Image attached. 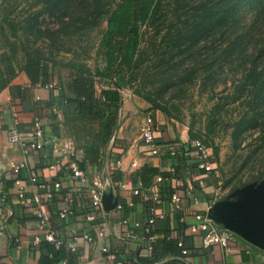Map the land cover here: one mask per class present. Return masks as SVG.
Segmentation results:
<instances>
[{
    "label": "crops",
    "instance_id": "0c3cea01",
    "mask_svg": "<svg viewBox=\"0 0 264 264\" xmlns=\"http://www.w3.org/2000/svg\"><path fill=\"white\" fill-rule=\"evenodd\" d=\"M51 78L57 79L55 74ZM28 85V78L20 72L0 91V111L4 124L0 130V189L7 196L5 202L10 209L5 227L0 225L1 264H44V256L49 254L44 248L46 240L35 215L30 208L21 206L15 199L12 180L14 174L7 165L9 161L22 159L27 160V166L20 170L18 177L27 195H42L39 196L40 201L50 211V225L61 241L59 246L63 249L62 258L67 259L68 264H116L119 260L122 264H264V250L239 236L233 249L226 251L218 244L204 247L201 232L192 230L191 227L195 225L194 213L205 211L215 200L223 198H218L211 183L214 175L197 167L186 127H179L172 119L165 120L157 111H147L161 125L155 137L156 145L161 148L160 153L149 154L150 146L142 139L126 141L120 136V129H117L118 134L105 150L107 157L104 159V165L97 168L85 160L83 150L67 134L68 129L62 123V113L34 103L46 102L51 89L36 85L29 90L30 97L23 101L19 97V91ZM54 112L58 120L56 124L52 121ZM35 117L41 120L48 134L56 135L61 143L75 145V155L84 164L88 183L71 176L68 168L71 158H67L55 168H49L53 155L48 147L24 154L19 145L8 142L6 131L12 126L14 119L19 121L20 131H28ZM169 144L174 146L173 155L165 148ZM117 159L121 161L119 167L115 165ZM133 161L137 162L135 168L131 167ZM145 163L156 167L159 173L168 172L172 167L175 169L174 175L157 183L159 192L162 187L164 192L162 204L152 224L148 223L151 216L148 211V190L143 188L138 194L132 193L141 183L138 181L133 184L132 174ZM30 170L37 172L38 183H42L43 188L39 189L37 183L29 181ZM115 170L122 173V180L111 179ZM159 173L156 175H160ZM156 175L152 177V182ZM104 178L111 184L106 192L112 190L118 201L131 202L132 206L123 210L114 208L108 213L94 211L89 205V185L92 181L99 182ZM53 181L61 183L57 191L52 189ZM118 182H123L124 187H119ZM169 187L179 196L177 203L169 199ZM49 194L51 196H46ZM64 197L70 198V206L74 211V216L67 220L60 219L58 215L59 209L65 204ZM90 212L102 215L104 226L109 229L105 238L96 237L98 226L85 219V214ZM217 225L222 226L220 223ZM83 232L92 234L94 241L73 238L74 233L80 236ZM115 236H120V240H116ZM150 236H153L152 239ZM149 245L152 249L148 248ZM104 246L117 250L115 261L108 259L107 253L102 251ZM183 250L187 252L183 253Z\"/></svg>",
    "mask_w": 264,
    "mask_h": 264
},
{
    "label": "trees",
    "instance_id": "16d2710c",
    "mask_svg": "<svg viewBox=\"0 0 264 264\" xmlns=\"http://www.w3.org/2000/svg\"><path fill=\"white\" fill-rule=\"evenodd\" d=\"M6 3L9 0H0V7ZM41 3L37 11L26 15L19 23L11 18L2 19L10 25L12 37L24 35L34 40L46 39L52 43L59 37L78 41L105 21L106 27L97 48L101 59L95 60L93 66L81 60L64 61L56 58L52 52L29 46V40H25L22 42V57L13 64L11 58L16 57V40H13L9 42L10 54L6 51L0 54L3 62L0 66V91L9 85L18 72H23L29 80V85L19 91V97L24 101L30 97L31 88L45 85L55 74L58 88L50 90L46 102L34 103L60 111L62 123L67 129H84L88 132L87 129L95 125L89 141L79 146L91 166L101 168L104 165L107 157L105 150L114 140L118 124L122 100L120 89L129 85L134 70H138L143 62L139 48L146 30L153 27L158 33L165 27L160 19L168 5L172 7V15L177 20L183 18L181 22H175V38L171 35L166 39L168 49L176 48L183 55L200 42L218 40L222 48L211 63L206 65V70L214 68L220 62L236 64V71H231L234 74L233 91L224 98L227 103L249 98V120L243 118L238 122L243 128L248 124L260 126L264 120L260 118L264 117V0H41ZM40 14L51 16L53 24L42 26ZM0 27H3L1 22ZM19 31L21 34H18ZM174 57L171 54L167 62ZM62 68L66 69L65 76L61 74ZM193 73H196V68H193ZM216 73V70H211L213 77ZM106 79L111 83L105 85ZM166 84L173 86L174 80L168 78ZM152 101L154 112L159 110L171 117L166 106L155 99ZM216 120L213 113L206 127V135L189 128L191 143L195 139H201L205 145L212 147L210 134L214 131ZM52 121L54 124L58 122L55 112L52 114ZM212 148V153L217 156V148ZM216 172L212 168L211 173L214 175ZM158 173L156 167L145 163L133 172L132 182L136 184L139 181L146 188ZM159 174L166 181L175 173L168 171ZM111 179L122 180V173L115 170ZM163 192L162 187L161 200ZM167 193L170 199L174 193L173 188L169 187ZM44 248L49 252L44 256V264L65 259L62 258L61 246L55 247L46 241Z\"/></svg>",
    "mask_w": 264,
    "mask_h": 264
},
{
    "label": "rangeland",
    "instance_id": "374dc122",
    "mask_svg": "<svg viewBox=\"0 0 264 264\" xmlns=\"http://www.w3.org/2000/svg\"><path fill=\"white\" fill-rule=\"evenodd\" d=\"M41 5V0H9V3L0 7V22L3 26L0 27V54L4 51L10 54L9 42L16 40V57L11 58L15 64L23 54L22 42L29 40V46L38 47L44 52H52L56 58L64 61L81 60L93 66L95 60L101 59L97 54V48L106 27L105 21L78 41L59 37L52 43L46 39L34 40L24 35L12 37L10 25L2 19L11 18L19 23L26 15L37 11ZM172 14V7L168 5L160 19L165 27L158 33L155 32L156 28L150 27L144 34V40L139 48L143 62L138 70H134L129 85L120 89L122 100L114 136L118 134L117 129H120L118 132L126 141L140 139L139 125L144 114L147 111L154 112L152 99L170 111L171 117H168L155 110L161 113L165 120L172 119L179 127L182 125L187 130L192 128L193 131L204 135L210 118L215 113L217 120L210 137L212 147L217 148V156L212 153V168L217 172L214 173L211 183L218 198H233L239 195L238 189L256 186L264 181V120L260 126L248 124L243 128L238 122L243 118L249 120L251 113L249 98H242L236 103L226 102L224 96L233 91L234 74L231 71H236V64L220 62L214 68L206 70V65L211 63L222 48L218 40L200 42L183 55L179 54L176 48L168 49L166 39L171 35L175 38L177 32L175 22H181L183 19L181 17L177 20ZM39 20L42 26H51L54 21L47 14H40ZM170 24H173V27ZM18 34H21V31ZM171 54L175 57L167 62ZM2 65L0 59V66ZM193 68H196V73H193ZM211 70H216L215 77L211 75ZM61 74L65 76L66 69L62 68ZM168 78L174 80L173 86L166 84ZM110 83V80H105V85ZM260 118L264 119L263 116ZM95 128L93 125L91 129H87L88 132L84 129L78 131L68 128L66 132L80 146L89 141Z\"/></svg>",
    "mask_w": 264,
    "mask_h": 264
},
{
    "label": "built area",
    "instance_id": "2783aa9c",
    "mask_svg": "<svg viewBox=\"0 0 264 264\" xmlns=\"http://www.w3.org/2000/svg\"><path fill=\"white\" fill-rule=\"evenodd\" d=\"M38 87H43L46 89H55L58 88V81L55 78H51L45 85H37ZM3 118L0 111V130L3 128ZM19 121L14 119L13 124L6 131L7 140L11 144L19 145L22 148L24 154L41 150L44 147H48L51 154L53 155L52 163L49 165V168H55L62 164L64 160L67 158H71L69 161L68 168L70 170L71 176L78 179L81 182L88 183L89 179L85 170L80 168L79 162L80 160L76 157V147L73 144H65L61 143L56 135L48 134L44 126L42 125L41 120L38 117H35L32 121V126L28 131H20L18 129ZM161 125L154 119V116L150 112H146L143 116V119L139 125V136L147 145L150 146L149 154L156 155L159 154L161 148L156 145L155 137L157 133L160 131ZM192 147L195 153L197 167L203 169L206 173H211L212 170V149L210 146L204 144L201 139H195L192 142ZM166 150L172 155L175 154L174 146L172 144L165 146ZM70 156V157H69ZM121 164L120 159L115 160L116 167H119ZM27 166V160L22 159L20 161H9L8 169L14 174L13 177V185H14V195L17 202L23 206L30 208L33 214L36 217L39 228L43 231L44 240L47 242L59 246L61 244L60 239L56 235V231L50 225V211L49 209L40 201L39 196L41 194L36 193L35 196H29L26 194V189L18 177V174L21 169ZM137 162L133 161L131 163V167H136ZM171 173H175V169L170 168ZM2 172L0 170V176ZM162 180L160 175H156L154 181L150 184V186L146 187L149 192L150 202L148 204V211L151 213V216L148 218V223L152 224L155 221L157 210L160 208L162 204V200L160 198V192L157 186V183ZM29 181L31 183H37V187L43 188L44 185L42 183H38V174L35 170L29 171ZM2 182L0 181V186ZM52 189L57 191L61 183L59 181L51 182ZM118 186L123 188L124 183L118 182ZM111 187L110 182L104 178V180L99 182H93L89 185L88 197H89V205L94 211L104 212L102 206V194L106 192L108 188ZM144 186L142 183H139V186L132 190L133 194H138L140 189ZM192 188V187H190ZM51 196V194L46 195ZM7 196L3 193L2 189H0V225L5 227L8 213L10 209L6 205ZM171 200L174 203H177L180 198L176 192H174L171 196ZM65 204L59 209L58 215L60 219L67 220L74 216V211L70 206V198L64 197ZM127 206H132L131 202H121L118 201L115 209L123 210ZM210 207V206H209ZM205 211H197L194 213L195 225L191 228L194 231H200L202 234V244L204 247H209L212 244L220 245L224 250L229 251L233 249L234 242L236 241L237 234L232 232L231 230L218 226L215 221H213L208 214V209ZM85 219L96 226H98L96 237L105 238L109 229L104 226V221L102 215L98 216L93 212L85 214ZM125 222V221H123ZM153 236L149 238L152 239ZM73 238L76 240L81 238L88 242L94 241V236L88 232H83L80 236L77 233H74ZM116 240H120V236H115ZM178 245L181 246V243ZM149 249H152V246H148ZM103 252L107 253V257L110 260L117 259V250H111L108 246H104L102 248ZM186 253V250L182 251ZM1 264V263H0ZM56 264H68L67 259H62L58 261ZM116 264H122L121 260L116 261Z\"/></svg>",
    "mask_w": 264,
    "mask_h": 264
},
{
    "label": "water",
    "instance_id": "95a60500",
    "mask_svg": "<svg viewBox=\"0 0 264 264\" xmlns=\"http://www.w3.org/2000/svg\"><path fill=\"white\" fill-rule=\"evenodd\" d=\"M80 168L85 170L83 162ZM238 196L215 200L208 209L209 217L243 240L264 250V181L256 186L238 189ZM118 198L112 190L103 192L102 206L110 212Z\"/></svg>",
    "mask_w": 264,
    "mask_h": 264
}]
</instances>
